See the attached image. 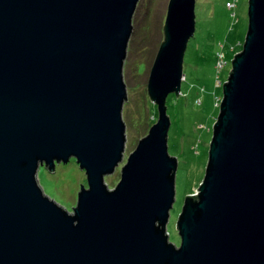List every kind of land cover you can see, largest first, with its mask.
Here are the masks:
<instances>
[{"label":"water","instance_id":"obj_1","mask_svg":"<svg viewBox=\"0 0 264 264\" xmlns=\"http://www.w3.org/2000/svg\"><path fill=\"white\" fill-rule=\"evenodd\" d=\"M138 0H0V264H264V0H248L212 124L204 175L166 230L178 161V95L196 0H168L147 78L157 118L125 150L123 65ZM74 158L86 185L70 210L36 177Z\"/></svg>","mask_w":264,"mask_h":264},{"label":"rangeland","instance_id":"obj_2","mask_svg":"<svg viewBox=\"0 0 264 264\" xmlns=\"http://www.w3.org/2000/svg\"><path fill=\"white\" fill-rule=\"evenodd\" d=\"M247 2L235 0L234 5L229 7L226 6L228 0L195 1V31L184 53L181 91L178 95L170 93L166 98L171 122L168 152L178 161L175 200L166 230L169 241L175 244L180 242L176 220L184 196L194 192L204 175L212 124L222 94L221 85L231 69L233 54L241 49L247 29ZM167 4L168 0H138L133 13V27L123 65V79L127 89V99L122 108L125 150L122 162L111 174L105 176L109 187H113L119 180L120 167L128 153L157 118V108L147 96L146 84L163 37L162 26ZM217 53L223 57L224 67ZM36 177L43 192L68 210L76 202L80 184L86 185L85 173L74 158L67 163L56 164L53 171L40 165Z\"/></svg>","mask_w":264,"mask_h":264},{"label":"built area","instance_id":"obj_3","mask_svg":"<svg viewBox=\"0 0 264 264\" xmlns=\"http://www.w3.org/2000/svg\"><path fill=\"white\" fill-rule=\"evenodd\" d=\"M232 5H234L232 2H228V6H229V7H231ZM217 54H218V53H217ZM222 56H223V55H222ZM218 57L221 58V60H223V64L221 63V65L224 66V65H225V61H224V59H222L223 57H221L220 54H218ZM218 60H219V59H218ZM218 60H217V62H218Z\"/></svg>","mask_w":264,"mask_h":264},{"label":"trees","instance_id":"obj_4","mask_svg":"<svg viewBox=\"0 0 264 264\" xmlns=\"http://www.w3.org/2000/svg\"><path fill=\"white\" fill-rule=\"evenodd\" d=\"M228 2H232V3L234 4V3H235V0H230V1L228 0ZM226 6H228V5L226 4ZM223 67H224V66H223ZM219 70H220V69H219ZM183 80H184V79H183ZM172 94L175 95L174 93H172ZM150 106L153 107V108H155L154 105H153L152 103H150Z\"/></svg>","mask_w":264,"mask_h":264}]
</instances>
